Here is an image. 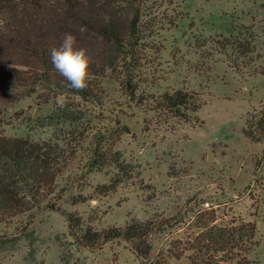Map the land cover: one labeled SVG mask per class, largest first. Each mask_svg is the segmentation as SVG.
Instances as JSON below:
<instances>
[{
  "label": "rangeland",
  "instance_id": "obj_1",
  "mask_svg": "<svg viewBox=\"0 0 264 264\" xmlns=\"http://www.w3.org/2000/svg\"><path fill=\"white\" fill-rule=\"evenodd\" d=\"M138 32L130 56L87 79L90 98L43 84L0 95V133L49 143L64 166L52 208L0 225V264H140L122 242L78 248L69 216L97 231L153 217L164 223L152 235L157 252L197 233V215L210 209L218 225L256 223L247 256L264 264V142L241 133L264 104V0H144ZM237 35L251 43L245 60L217 46ZM176 91L191 102L162 108ZM94 153L105 164L88 171ZM114 155L132 172L111 191Z\"/></svg>",
  "mask_w": 264,
  "mask_h": 264
},
{
  "label": "trees",
  "instance_id": "obj_2",
  "mask_svg": "<svg viewBox=\"0 0 264 264\" xmlns=\"http://www.w3.org/2000/svg\"><path fill=\"white\" fill-rule=\"evenodd\" d=\"M143 3L144 0H0V95L43 84L58 93L92 97L91 81H86L82 91L72 89L51 64L50 50L60 46L64 34L71 33L76 36V46L86 49L91 58L89 77L104 76L123 57L131 55L139 37ZM81 28L86 31L81 33ZM250 44L244 43L242 35L234 41L217 42L223 53L236 48L244 60L251 53ZM191 98L181 91L166 93L161 96L160 106L175 111L189 104ZM241 133L251 142H264V104L248 115ZM107 160L116 169L106 186L113 191L131 178L132 167L116 155ZM86 164L87 170L93 171L101 170L105 163L101 155L94 153ZM63 172L61 159L49 143L0 133V225L33 213L42 205L52 208V202L63 191L57 183ZM162 224L153 217H134L123 226L97 231L81 229L77 219L69 216L78 248L95 250L108 242H122L140 264H171V260L183 257L188 264H259L247 256L248 249L257 244L254 221L222 226L217 224L212 209L205 210L195 219L197 233L185 241L172 240L168 247L155 252L152 235L160 231Z\"/></svg>",
  "mask_w": 264,
  "mask_h": 264
},
{
  "label": "clouds",
  "instance_id": "obj_3",
  "mask_svg": "<svg viewBox=\"0 0 264 264\" xmlns=\"http://www.w3.org/2000/svg\"><path fill=\"white\" fill-rule=\"evenodd\" d=\"M80 31L83 33L86 29L81 28ZM76 45V36L71 33L64 34L60 46L50 50V62L54 69L68 81L72 89L82 91L87 87L91 58L86 49ZM65 106V98L58 97L57 107Z\"/></svg>",
  "mask_w": 264,
  "mask_h": 264
}]
</instances>
